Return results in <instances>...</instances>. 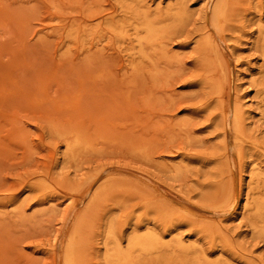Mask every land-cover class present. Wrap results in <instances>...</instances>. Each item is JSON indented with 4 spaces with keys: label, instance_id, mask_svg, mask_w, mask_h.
Instances as JSON below:
<instances>
[{
    "label": "rangeland",
    "instance_id": "1",
    "mask_svg": "<svg viewBox=\"0 0 264 264\" xmlns=\"http://www.w3.org/2000/svg\"><path fill=\"white\" fill-rule=\"evenodd\" d=\"M216 1L0 0V264H62L78 224L81 264H103L107 230L125 249L153 231L201 262L264 264L262 222L238 214L264 180V0L215 19ZM130 6L158 24L152 43ZM53 128L99 150L71 160Z\"/></svg>",
    "mask_w": 264,
    "mask_h": 264
},
{
    "label": "bare ground",
    "instance_id": "2",
    "mask_svg": "<svg viewBox=\"0 0 264 264\" xmlns=\"http://www.w3.org/2000/svg\"><path fill=\"white\" fill-rule=\"evenodd\" d=\"M213 9V17H215V19L218 17L225 18V0L216 1ZM126 11L130 12L131 15L138 20L135 29H141L145 32V37H139V44H142L143 41L152 43L157 39L161 31L156 21L147 16L143 17L139 15L132 10L131 6L126 8ZM165 14L173 24L181 22L186 17V11L181 7H177L176 9L170 7ZM117 30L120 36L123 37L122 27H118ZM140 53L146 56L143 51ZM237 101L238 103H236L233 108V126L237 132L243 133L242 104L239 100ZM53 133L66 140L67 155L71 160H75L81 153L86 151L99 150L95 147L97 143L80 130L53 128ZM143 149V147H140L133 152L146 158ZM180 170V167H176L171 171L177 174ZM254 176L255 172L251 174L252 178ZM253 185L252 179L242 188V204L238 214L239 216H245L247 212H251L256 219L262 222V225L255 229L256 232L258 234H264V180L262 179L261 182L257 181L256 184ZM80 228L81 225L78 224L68 236L64 247L62 264H81L80 257L82 253L80 252V247L82 242L77 239L78 230ZM170 234H172V231ZM170 236V240H165L164 235L148 231L139 236L132 237L128 247L125 249L122 247L121 242L116 239L112 230H107L103 242V264H225L220 260H210L209 258H206L203 262L197 257L191 259L189 254L193 246L185 244L182 239L175 235Z\"/></svg>",
    "mask_w": 264,
    "mask_h": 264
}]
</instances>
